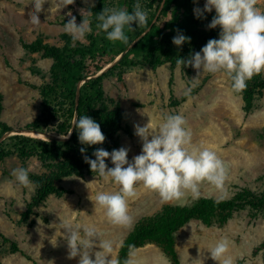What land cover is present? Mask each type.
Returning a JSON list of instances; mask_svg holds the SVG:
<instances>
[{"label":"rangeland","instance_id":"rangeland-1","mask_svg":"<svg viewBox=\"0 0 264 264\" xmlns=\"http://www.w3.org/2000/svg\"><path fill=\"white\" fill-rule=\"evenodd\" d=\"M96 1L74 0L73 4L62 8L60 0H47L38 14L41 24L37 26L29 20L35 11L32 0H0V92L4 95L0 120L13 128L11 133L0 129V146L6 142L11 147L13 142L10 138L21 134L19 129H28L27 126L41 115L43 105L39 87L50 81L52 59L28 52L22 40L32 42L41 38L63 46V24L71 18L67 14L71 12L79 24L83 16L89 15ZM117 1L109 0V8L117 9ZM191 2L192 5L188 0H180V23L177 27L198 33L210 31L208 24L215 11L197 18L194 8L203 9L205 0ZM256 6L264 12V0H256ZM93 33L92 30L90 34ZM88 35L82 43H89ZM171 73L170 63H165L157 69L127 68L122 78L115 74L104 79L106 94L119 102L123 123L132 131V134L120 133L119 148L129 149L128 159L131 161L142 150V141L135 134V126L148 123L155 131L165 115L181 114L192 132L193 144L214 150L228 166L223 189L218 190L205 182L201 185L200 197L230 198L242 187L263 190L264 94L257 100L256 109L246 114L242 96L232 91L231 80L225 73L202 72L197 77V71L192 67L191 73H187L178 65L173 70L174 80L170 86ZM192 85L191 93L185 95V89ZM44 133L65 136L55 131ZM36 138L48 139L44 134ZM109 163L108 167L114 166L110 159ZM21 164L17 154L0 161V232L15 241L28 256L12 252L10 243L0 238L2 264H78L79 256L69 257L60 223L81 227L95 225L102 238L114 241L111 255L118 259L123 241L140 220L155 215L167 204H190L196 200L186 194L179 201L163 203L156 192L140 183L136 187V196L128 201L134 221L131 227L125 228L113 225L105 210L95 204L98 192L119 190L111 178L70 175L57 183L72 189L71 194L50 195L44 204L35 208L36 214L24 220L23 213L36 192V185L32 182L24 187L16 182L12 172ZM27 164L32 172L47 171L37 157L29 158ZM225 237L229 240V254L234 264H264V212L255 214L249 209L236 211L224 224L214 222L206 225L200 220H192L182 227L176 233L180 264H218L211 259L209 249ZM96 243L98 245L99 242ZM99 250L98 247L93 249ZM133 253L137 264H173L155 243L138 247Z\"/></svg>","mask_w":264,"mask_h":264},{"label":"trees","instance_id":"trees-1","mask_svg":"<svg viewBox=\"0 0 264 264\" xmlns=\"http://www.w3.org/2000/svg\"><path fill=\"white\" fill-rule=\"evenodd\" d=\"M188 1L192 3L191 0ZM137 3L147 11L148 23L139 27L133 23V29H125L128 44L109 41L106 33L96 27L99 23L96 14L103 8L110 9L109 0H97L90 8L91 15L85 17L90 19L94 32L88 35L90 39L88 44L81 41L73 42L71 36L66 33L62 35L63 46L45 42L41 38L32 42L22 40V45L28 52L38 53L43 58H50L53 61L50 81L39 87L42 113L27 128L40 132L55 131L65 136L72 133L69 138L63 140L51 137L45 140L17 134L10 138L13 142L11 147H8L6 142L0 146V161L17 154L22 161L21 167L29 170V178L36 185V192L23 213L24 220H27L31 214H36L35 208L44 204L50 195L64 196L73 192L72 189L57 183L63 177L76 175L84 178L88 175H98L92 172L89 164L85 162V155L95 159L92 153L98 148L111 152L120 147L121 132L132 134L130 127L123 123V111L119 102L106 94L104 79L108 75L116 74L122 78V73L127 68L139 66L157 69L165 63H170L172 69L170 86H172L173 70L178 65L182 66L177 60L188 58L191 53L200 51L208 40L219 38L221 31L219 26L205 33L178 28L180 0H118L117 9L132 12ZM177 30L190 37V42L184 43L179 48L172 43ZM125 51L127 52L117 62L98 74ZM182 68L185 72L191 73V66H182ZM119 69L121 72L117 73ZM32 71L38 73L35 69ZM237 94L242 96L246 114L254 111L257 100L264 94V72L253 76L247 82L246 89ZM3 102L4 95L0 92V114L4 109ZM84 115L91 117L100 125L105 135L103 144L88 146L79 142L78 131L74 127L72 130V121ZM51 124H54L53 129ZM0 129L5 132L13 130L2 120H0ZM82 147L86 148L83 154L80 151ZM31 157H37L47 171L32 172L27 164V160ZM106 163L109 166V160H106ZM243 209H249L255 214L263 213L264 189L259 191L242 187L230 198L204 196L190 204H167L155 215L145 217L136 224L123 241L117 260L120 264H124L129 258L130 251L133 252L147 243H155L173 264H180L176 233L182 227L192 220H200L206 225L214 222L224 224L236 211ZM0 238L3 242L10 243L12 252L28 256L4 233L0 232Z\"/></svg>","mask_w":264,"mask_h":264},{"label":"clouds","instance_id":"clouds-1","mask_svg":"<svg viewBox=\"0 0 264 264\" xmlns=\"http://www.w3.org/2000/svg\"><path fill=\"white\" fill-rule=\"evenodd\" d=\"M46 2L32 0L35 11L29 20L33 25L41 24L38 14ZM60 3L64 8L73 4L74 0H60ZM213 10L215 15L208 28L219 26V38L208 40L200 51L191 53L186 59H178L177 63L191 66L197 71V77L202 72H223L231 80L232 91L241 93L253 76L264 72V12L256 6V0H205L203 9L194 8V15L201 18L204 13ZM67 15L71 18L63 24L64 33L70 35L73 42L84 41L92 32L90 19L83 16L82 22L77 24L71 12ZM96 20L99 21L97 29L106 33L109 41L128 44L125 29H133V23L137 27L147 25L148 13L137 3L132 12L103 8L96 14ZM186 42H190V37L177 30L172 43L179 48ZM193 86L187 87L184 94L189 95ZM73 127L78 131V140L82 145L103 144L105 141L100 125L87 115L74 118ZM135 134L142 141V150L131 161L128 159L129 149L125 147L111 152L98 148L92 153L95 159L84 156L92 172L106 179L111 178L119 186L118 191L98 192L95 196V204L105 210L107 219L113 225L132 226L134 217L129 212L128 201L136 196V187L140 183L156 192L163 203L179 201L186 194L197 199L205 182L218 190L223 189L228 176L226 162L214 150L193 144L192 132L183 115H165L155 131L148 123L137 125ZM80 151L83 154L86 148L82 147ZM109 159L113 167H108L106 160ZM12 175L21 186L28 187L32 183L29 170L25 167L13 169ZM60 229L64 230L69 257L79 256L78 264H120L111 255L114 241L102 238L95 225L81 227L60 223ZM95 247L100 250L93 251ZM209 252L211 259L218 264H234L226 237L219 239ZM124 264H137L132 251Z\"/></svg>","mask_w":264,"mask_h":264},{"label":"water","instance_id":"water-1","mask_svg":"<svg viewBox=\"0 0 264 264\" xmlns=\"http://www.w3.org/2000/svg\"><path fill=\"white\" fill-rule=\"evenodd\" d=\"M162 7H163V5H162ZM161 7V8H162ZM134 44V43H133ZM132 44V45H133ZM131 45V46H132ZM131 46L129 47V48H131ZM127 51H125L124 53H122L113 63H111L110 65H108L107 67H105L103 70H101L98 74H101V73H103L105 70H107L110 66H112L115 62H117L122 56H123V54H125ZM97 74V75H98ZM96 76V75H95ZM80 85H82V83L80 84ZM72 130H74V128L72 129ZM13 131V130H12ZM12 131H9L10 133L12 132ZM18 132H21V134H25L26 132H35V133H40V134H44V135H46L47 137H51V138H58V139H67V138H69L70 136H71V134L72 133H70L69 135H67V136H63V137H59V136H56V135H53V134H50V133H44V132H40V131H35V130H31V129H19L18 130Z\"/></svg>","mask_w":264,"mask_h":264},{"label":"bare ground","instance_id":"bare-ground-1","mask_svg":"<svg viewBox=\"0 0 264 264\" xmlns=\"http://www.w3.org/2000/svg\"><path fill=\"white\" fill-rule=\"evenodd\" d=\"M26 134L30 135V136H35V137H42V134L40 133H35V132H26Z\"/></svg>","mask_w":264,"mask_h":264}]
</instances>
